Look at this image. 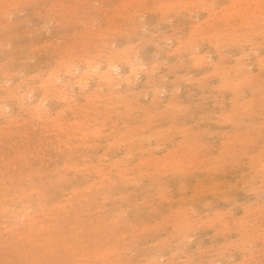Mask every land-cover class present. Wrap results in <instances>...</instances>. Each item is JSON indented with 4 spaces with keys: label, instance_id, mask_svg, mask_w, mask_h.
<instances>
[{
    "label": "rangeland",
    "instance_id": "rangeland-1",
    "mask_svg": "<svg viewBox=\"0 0 264 264\" xmlns=\"http://www.w3.org/2000/svg\"><path fill=\"white\" fill-rule=\"evenodd\" d=\"M14 1L17 6H15ZM127 1L0 0V8L2 7L0 10V107L2 106L0 112V264H264V185H262L264 180H261L264 179V173L257 171L259 169L258 162L261 161H258L259 156L260 159L262 158V164H264V147H262L264 146V106L262 107L264 99L261 98L264 95L262 94L264 93V69L253 70V66L250 68L255 75L258 73V77H255L256 84H259L246 88L241 93L242 103L247 100L249 104L246 107L250 108L252 105L250 109L241 108L243 112L245 111V116L242 114L243 112L240 113L241 109L239 111V108L231 105V100L235 101L234 98L236 99L237 93L234 90H221L218 96L219 77L210 74L214 71V68L210 66L214 64L218 65L222 62L226 68L234 67L236 60L239 57L242 58L243 51V54H250L253 51L252 45L257 44L256 46H260L261 52H264V37L255 38L253 36L250 39L253 40L254 44L249 39L245 45L243 44L246 43L244 42L246 39H240L241 43L239 42V44H233L231 39L230 43H228L229 39L223 40L224 43L215 38L214 41H210L211 37L207 38V36H211L212 31L207 27V23L201 20L207 19V13L210 17L216 15L218 11L217 17L223 14V9L228 4L226 0H217L216 2L215 0H209V2L206 0L209 3L207 8L204 6L206 5L205 0V3H200V5H198L199 1L195 0L198 3L194 4V1L187 0L188 4L193 3V6L190 3V12L187 11L188 4L187 9L181 6L186 2L177 4L183 3L185 0L177 1V3L176 0H166L165 2L170 1L169 3L174 8L171 10L172 13L171 11L170 13L164 12L166 15L169 13L170 18L167 16L169 20L162 18L165 15L163 13L165 8L162 9V12L154 13L153 10L155 8V10L161 11V5H157L162 4L163 0H154L155 2L145 0L147 3L144 0H136L138 5L134 0L133 4L135 5L130 3L132 0H129V4ZM121 3L123 6L125 5V9L122 6L123 10L120 9ZM177 5L180 7L178 8ZM211 5L214 9L211 8ZM214 5L217 8L225 7L217 9ZM202 6L206 9L198 8ZM111 7L113 10H110ZM135 7H137V11ZM145 7L153 8V12L151 13L150 9L147 8L149 10L145 9L144 12L147 13H144ZM182 7L185 8L184 11ZM208 7L211 8L212 12H215H213L214 15L211 14V11H206ZM4 8L7 11H4ZM140 9L142 10L140 11ZM192 10L194 12L197 10V12L194 13ZM202 10L205 11L202 12ZM129 11L134 13L131 14L132 17L128 15ZM113 13L117 14L118 17L111 15ZM160 13L162 14L161 18H159ZM190 14L195 18L190 17ZM110 18H114V21L112 22ZM179 18L181 20L183 18V20L179 21ZM191 18L193 19L191 20ZM215 18H209V20L214 21ZM86 19L89 21L88 23ZM176 21L182 22V24L178 25ZM213 21L211 23L215 22ZM165 22L166 24H164ZM191 23L195 27L197 26L195 24L199 23V28L196 27V30L199 29L198 31H200L199 35L201 30L204 31V28L207 31L203 34L206 35L205 37H200L201 41L192 32V36L191 34L188 35L190 29L193 28L192 31H196L193 25L191 27ZM84 25L86 26L83 27ZM170 26L172 30L169 29ZM111 28L118 31L122 28L120 31L122 36H119V32L116 30L117 34H115L116 32ZM134 29L135 31L139 30L134 32ZM175 29L178 31L175 32ZM104 30L107 31L104 32ZM108 30L113 32H108ZM123 30L127 32L128 36L124 37L127 34ZM101 31L102 34L100 35ZM170 32L171 35L174 32L172 35L174 38L170 35L167 37ZM98 33L100 37L106 35L104 42L100 40ZM112 33H114L111 35L113 38L110 37L111 40H108L107 34L109 37ZM164 34L166 35L163 36ZM174 35L178 36H176L177 40ZM155 37L158 41H154ZM161 38L163 39L162 42L166 41V43H160ZM180 38L182 41L185 40L183 43L181 41V44L177 43L178 40L180 42ZM127 41L134 42L135 45L139 42L137 45L140 46L141 50L137 51L138 54L150 53L149 57L152 56L153 58L151 63L162 61L158 65L155 63L158 68L156 67L153 73L148 72V75L153 76H151L154 81L152 85L157 87L159 84L160 86L157 88L165 92V94L162 92L158 95L159 98H156L158 101L154 99V95L145 91L148 80L146 81L147 75L143 77V71H149V67L148 69L146 67L141 68L142 71L139 70V77L137 75L135 82L137 80H141V82L137 83L129 94L130 96H127L128 101L134 103L130 113L126 110L128 108L126 105L127 98L123 102L122 99L108 96L111 97L108 98V102L112 104V108L106 111L104 107H100L93 111L86 100L75 101L72 99L68 103H64L60 97L53 94L51 96L53 102H45V104L43 102L42 104L46 118H52V120L47 118L50 120L48 121L45 119V115L44 118H41L38 113L36 114L32 104L35 99L40 98L44 90L38 87H41L39 85L42 82H47L45 78L49 79L48 76L51 72L53 74L57 71L56 73L63 77L68 65L75 63L74 60L83 64L82 61L86 56L95 55L102 50L108 54L110 51L107 46L112 47L113 45V48H119L122 43ZM215 41L219 42V47L214 46L217 44L214 43ZM111 43L112 45H109ZM154 43L158 44V48L153 45ZM185 44L189 46L184 47ZM190 44L199 47L202 57L204 52L207 63L204 62L205 65L203 66L204 63L196 62L197 65L203 66L202 68L197 66L195 69L193 66L195 61L191 58L193 56H191V48L189 49ZM176 47L177 49L182 48L177 51V54L180 53L179 55H173L176 52ZM184 48L191 52H186ZM173 49L175 52L167 53ZM216 51L224 54V58ZM208 54L210 55L208 56ZM219 55L225 61L223 59L220 61ZM238 55L240 56L237 57ZM79 57L83 59H79ZM243 58L244 62L250 64L252 56H243ZM63 60L64 62H61ZM228 64L231 66H227ZM117 70L114 73L117 74V77L121 74L118 77L120 80L125 68L121 66ZM4 71L9 75L6 76ZM184 72L187 74H183ZM207 73L211 76L208 81L205 80V77L203 79L201 77ZM178 75L181 77L176 79ZM183 75L185 77L188 75L189 79L191 76L193 78L192 80L186 78L189 80L187 82ZM69 79H72V76ZM199 80H202V86L205 84L203 87L199 85ZM191 81L193 83H190ZM189 83L193 85L190 86ZM212 85L214 90H212ZM174 88H176V92H172ZM143 90L144 93H142ZM255 92L258 93L255 94L256 100L259 98V104L262 105H256L258 102L256 103L255 97H252ZM49 93L50 96L52 92ZM141 93L143 97H141ZM213 95L216 100L215 98L211 100ZM201 97L203 99H199ZM249 97L254 98H251L254 100L253 104L250 103ZM152 98L154 102L151 101ZM219 99L221 104L217 101ZM172 102L175 103L172 104ZM169 105L173 108H169ZM177 106L181 108L178 110ZM175 107L176 110H174ZM186 107L188 108L186 109ZM224 109H227L228 115H225ZM256 109L258 110L256 111ZM184 110L188 112H184ZM222 110L224 115L220 114ZM157 112L160 113V116ZM229 112H235V115L240 113L237 114L239 118L233 120V125L236 122L234 127L232 121H228L232 120L231 115L234 113ZM152 114L157 115V117ZM150 115L154 118H151ZM220 116H224V120L227 122L225 123L223 120L221 121L223 123L220 124L219 120L223 119ZM226 116L230 119H227ZM150 120L153 122L147 123ZM205 120L207 121L204 122ZM214 120L220 128L216 127ZM172 121H176V123ZM83 124L87 125V128L99 124L100 126L93 128V130L104 128L103 138L95 139L93 136H89L84 139L83 131L86 127H83ZM174 124L179 125L175 127ZM258 124L263 126L260 128ZM58 128L64 132L59 131ZM108 128L109 130H107ZM184 128L187 129L184 131ZM123 129L134 130L136 132H133L135 139L131 140L127 135L125 137V132H120ZM238 132L240 135H246H241L239 138L237 137L239 135L236 134ZM251 132L254 137L250 136ZM186 133H189L191 138L188 135L186 137ZM120 134L122 135L120 136ZM230 134L233 135L232 138L236 137V143L241 138L242 141L246 140L243 137L246 138L247 136L249 148L246 147L247 144L242 142L235 145V138L231 140ZM223 138L228 141L226 142ZM162 140L164 141L162 142ZM223 140L225 143H222ZM232 141L234 142L232 143ZM246 141L248 142V140ZM124 142L125 144H123ZM224 144L228 145L229 148ZM231 144L236 147H232ZM235 148L238 149V153ZM186 150L190 155L188 153L183 154ZM255 156H258L257 160L254 159ZM241 157L248 159L243 158V161ZM190 159L192 160L191 163ZM239 159L241 162L238 161ZM193 160L198 164L195 163L197 165H194ZM174 162H183L184 164L179 163L180 166H177L178 164H173ZM167 163L169 165L166 166ZM216 165L218 166L216 167ZM181 166H185V168ZM165 172L167 174H164ZM257 187L259 191H256ZM249 208L250 212L252 211L250 215H248L247 210ZM221 215L224 217L221 218L222 220L219 218ZM214 218L217 223L213 222ZM224 221L228 224H225ZM222 225H228L230 228L227 229V226ZM102 254H105L104 258L100 259Z\"/></svg>",
    "mask_w": 264,
    "mask_h": 264
},
{
    "label": "bare ground",
    "instance_id": "bare-ground-1",
    "mask_svg": "<svg viewBox=\"0 0 264 264\" xmlns=\"http://www.w3.org/2000/svg\"><path fill=\"white\" fill-rule=\"evenodd\" d=\"M135 1V3L137 2L136 0H134ZM140 1V0H139ZM148 1V0H147ZM154 1V0H153ZM164 2L166 1V0H163ZM175 1V0H174ZM177 1L179 2L180 0H176V3H177ZM182 1V0H181ZM189 1H191V2H193L194 1V4L196 3V1H199V4L198 5H200V3H202V4H204L205 2H206V5H204L206 8H207V6H209V0H208V2L205 0V2H204V0H189ZM214 1V0H213ZM217 0H215V2H216ZM3 2H6V1H3ZM15 2V1H14ZM128 2H130L129 0L127 1V3ZM144 2L145 3H147L145 0H144ZM149 2V1H148ZM155 2V1H154ZM161 3H162V1H160ZM162 3V4H159V5H157V6H160V9H161V11H157V10H155V8L153 9L154 10V13L155 12H162V9L163 8H165V10L163 11V13L164 12H169L170 13V11L171 10H173L174 8H173V5H171L169 2H165V3ZM186 2V3H185ZM190 2V3H191ZM226 2L228 3L227 5H226V8L225 9H223L224 10V12H223V14H221L219 17H217L218 16V12L216 13V15H214V13L212 12V10H210L211 8H212V6L213 5H211V8L209 9V7H208V9L206 10V11H211V14L213 13V15L214 16H212V17H210L209 16V13H207V19L205 18H203L201 21H205L207 24L206 25H208L207 27H209L210 28V30L212 31V34H211V36H209L208 34V36H207V38H210L211 40L210 41H214L213 39L215 38L217 41H219V42H222L223 40L224 41H226L227 39H229V42L228 43H230L231 41L232 42H234L233 44H235V43H238L239 44V42L241 43V40L240 39H246L244 42H246V41H249V39L251 38V37H253V36H255V38L256 37H259V36H263L264 37V0H226ZM95 3V2H94ZM124 3H126L125 1H124ZM132 5H135V4H133L134 2H133V0H132V2H130ZM141 3V2H140ZM175 3V2H174ZM185 3V4H184ZM190 3L188 4V2H187V0H185L183 3L181 2V3H177L178 5H180V4H184V5H181V6H184L185 8H186V6H187V4H188V10L187 11H189V8H190ZM198 3V2H197ZM196 3V4H197ZM207 3H208V5H207ZM231 3V4H230ZM81 4V3H80ZM122 5L120 6L121 8L120 9H122V6H123V3H121ZM129 4V3H128ZM144 4V3H143ZM192 5L191 6H193V3H191ZM10 5V4H9ZM131 5V6H132ZM136 5H138V3H136ZM141 5V4H140ZM177 5V6H178ZM217 5V4H216ZM216 5H214V6H216ZM4 6V5H3ZM15 6H17L16 5V2H15ZM113 6V5H112ZM143 6V5H142ZM144 6H145V4H144ZM151 6V5H150ZM152 6H153V4H152ZM195 6V5H194ZM204 6H202V7H198V8H201V9H206V8H204ZM9 7H11V6H9ZM125 7V5L123 6V9H125L124 8ZM129 7V6H128ZM127 7V8H128ZM137 7H139V6H137ZM137 7H135V10H136V8ZM162 7V8H161ZM176 7V6H175ZM180 6H178V8H179ZM225 7V6H224ZM224 7H219V8H224ZM2 8V7H1ZM0 8V10H2ZM12 8V7H11ZM13 8H15V7H13ZM17 8V7H16ZM114 9H115V7H113ZM119 8V7H118ZM127 8H126V12L128 11L127 10ZM140 8V7H139ZM147 8H149V7H147ZM147 8L145 7L144 8V10H143V12L144 11H146L147 10ZM183 8V7H182ZM185 8H183V11L185 10ZM194 8H197V7H194ZM215 8H217V6L215 7ZM219 8H217V9H219ZM48 9V8H47ZM53 9V8H52ZM62 9V8H61ZM103 9H105V8H103ZM109 9V8H108ZM122 9V10H123ZM146 9V10H145ZM150 9V10H149ZM148 10L152 13L153 11H152V9L151 8H149ZM157 9H158V7H157ZM187 9V8H186ZM193 9V8H192ZM212 9H214V8H212ZM4 11H7V9H3ZM49 10V9H48ZM54 10H56L55 8H54ZM53 10V11H54ZM64 10V9H63ZM69 10H70V8H69ZM68 10V11H69ZM110 10H113L112 9V7H111V9ZM116 10V9H115ZM133 10V9H132ZM134 10V13H135V15H136V11ZM139 10V9H138ZM142 9H140V11H141ZM147 10V11H148ZM182 10V9H181ZM181 10H180V13H181ZM198 10V9H197ZM197 10H195L196 12H197ZM200 10V9H199ZM222 10V11H223ZM118 11V10H117ZM119 11H121V10H119ZM178 11V10H177ZM177 11H176V13H177ZM183 11H182V13H183ZM193 11V10H192ZM201 11V10H200ZM199 11V12H200ZM205 11V10H204ZM203 10H202V12H204ZM55 12V11H54ZM67 12V11H66ZM65 12V13H66ZM174 12H175V10H174ZM190 12V11H189ZM194 12V11H193ZM191 12L192 14H194V13H196V12ZM68 13V12H67ZM133 13V12H132ZM132 13H130V11H129V13H128V15L130 16V17H132ZM133 13V14H134ZM138 13V12H137ZM140 13V12H139ZM144 13H147V12H144ZM154 13H153V15H154ZM169 13L166 15V13H164L165 15H163L164 17H162L163 18V20L164 19H166V20H169V19H167V16L169 17ZM171 13H172V11H171ZM220 13H221V10H220ZM54 14V13H53ZM104 14V13H103ZM143 14V13H142ZM184 14V13H183ZM192 14H190L189 16L191 17L192 16ZM2 15H5V14H2ZM83 15V14H82ZM95 15V14H94ZM100 15V14H99ZM111 15H116L117 16V14H115V13H113V14H111ZM161 13H160V17L159 18H161ZM175 15V14H174ZM177 15V14H176ZM10 16V15H9ZM98 16V15H97ZM105 16V15H104ZM116 16H113V17H116ZM155 16V15H154ZM186 16V15H185ZM194 16H196L195 14H194ZM194 16H192V17H194ZM209 16V17H208ZM92 17V16H91ZM118 17V16H117ZM133 17H134V15H133ZM180 17H181V15H180ZM190 17H189V19H190ZM215 17H217V18H215ZM88 18V17H87ZM111 18H112V16H111ZM110 18V19H111ZM124 18V17H123ZM126 18V17H125ZM155 18V17H154ZM170 18V17H169ZM195 18V17H194ZM209 18H215L214 19V21L213 20H209ZM93 19V18H92ZM98 19V18H97ZM96 19V20H97ZM106 20H108L107 18H105ZM127 19V18H126ZM128 19H129V17H128ZM172 19H174L173 17H172ZM171 19V20H172ZM193 18H191V20H192ZM197 19V18H196ZM217 19V20H216ZM102 20V19H101ZM112 20V22L114 21V18L113 19H111ZM111 20H110V23H112L111 22ZM130 20V19H129ZM143 20V19H142ZM163 20H161V21H163ZM165 20V21H166ZM170 20V21H171ZM177 20V19H176ZM179 21H182L183 20V18H182V20L179 18L178 19ZM177 20V21H178ZM198 20V19H197ZM85 21V20H84ZM86 21H87V19H86ZM125 21V20H124ZM176 21V23L179 25V24H182V22H180V23H178ZM194 21H195V19H194ZM193 21V22H194ZM201 21H199V23L201 24ZM211 21H213L214 23H211ZM89 21H87V23H88ZM103 22H105V21H103ZM109 22V21H108ZM134 22H136V21H134ZM138 22V21H137ZM157 22H159V21H157ZM164 22V21H163ZM168 22V21H167ZM197 22V21H196ZM205 22H202V23H204L205 24ZM83 23V22H82ZM125 23V22H124ZM129 23V22H128ZM199 23H197V24H195V25H197L198 26V28H199ZM210 23V24H209ZM91 24V23H90ZM89 24V25H90ZM139 25H140V23H138ZM142 24V23H141ZM164 24H166V22L164 23ZM170 24V23H169ZM215 24H218V25H215ZM220 24V25H219ZM135 25V24H134ZM160 25H162V24H160ZM192 23H191V27H192ZM203 25V24H202ZM206 25H204V26H206ZM82 26V25H81ZM86 25H84L83 27H85ZM91 26H93L92 24H91ZM138 26V25H137ZM140 26H142V25H140ZM156 26V25H155ZM165 26V25H164ZM194 26V25H193ZM196 26V27H197ZM72 27V26H71ZM94 27V26H93ZM99 27V26H98ZM111 27V26H110ZM117 27V26H116ZM119 27H121V26H119ZM123 27V26H122ZM139 27V26H138ZM182 27V26H181ZM195 27V26H194ZM194 28L195 30L197 29V28ZM207 27H206V29H207ZM114 28V27H113ZM155 28V27H154ZM171 28V30H172V27L170 26L169 27V29ZM178 28H180V27H178ZM202 28H204V27H202ZM201 28V29H202ZM87 29V28H86ZM89 29V28H88ZM112 29V28H111ZM136 29V28H135ZM135 29L133 30L134 32H137L138 30H136L135 31ZM193 29V28H192ZM192 29H190L191 31L190 32H188V35L189 34H191V32L196 36V38L198 37L199 39H200V37L202 38V37H205L203 34H204V32H207V31H205V28H204V31H202L201 30V34L199 35V33H200V31H198V30H196V31H192ZM113 30V29H112ZM108 30V32L109 31H111V32H113V31H117V32H119L118 33V35L120 36H122V34H120L121 32V30H122V28H120V31H118L117 29H115V30ZM174 30V29H173ZM180 30V29H179ZM85 31V30H84ZM90 31V30H89ZM89 31H87V32H89ZM92 32H93V30H91ZM105 31H107V30H104V32ZM115 31V32H116ZM155 31V30H154ZM176 31H178V29L176 30L175 29V32ZM92 32H90L91 34H92ZM100 32V31H99ZM117 32L115 33V34H117ZM123 32H125L126 34H127V32L126 31H124L123 30ZM132 32V31H131ZM147 32V31H146ZM153 32V31H152ZM163 32H165V31H163ZM162 32V33H163ZM172 32V31H171ZM171 32H170V34H168V36L167 37H169V35H170V37L174 34V32L172 33V35H171ZM89 33V34H90ZM94 33H96L95 31H94ZM124 33V34H125ZM180 33H181V31H180ZM179 33V34H180ZM75 34V33H74ZM102 34V31H101V33H100V35ZM114 33H112V34H110V36L108 37V34H107V38H108V40H111V39H109L110 37L111 38H113V36H111V35H113ZM206 34V33H205ZM85 35H87V34H85ZM105 35V34H104ZM153 35H154V33H153ZM166 34H164L163 36H165ZM178 35V34H177ZM177 35H174L175 36V38H176V36ZM181 35V34H180ZM187 35V34H186ZM187 35V36H188ZM81 36V35H80ZM83 36H84V34H83ZM90 36V35H89ZM98 36H99V33H98ZM115 36V35H114ZM124 36V35H123ZM126 36H128V34L127 35H125L124 37H126ZM162 36V38H164ZM191 36H192V34H191ZM194 36V37H195ZM87 37H88V35H87ZM94 37V36H93ZM100 37V36H99ZM173 37V36H172ZM178 37V36H177ZM188 37H190V36H188ZM187 37V38H188ZM98 38V37H97ZM101 39L100 40H103L102 42H104L105 40V38H106V35H105V37H100ZM157 37H155V40L154 41H158V39H156ZM161 38V41H159L160 43H166V41H164V42H162V39ZM174 38V37H173ZM192 38V37H191ZM190 38V40H192ZM90 39V38H89ZM93 39V38H92ZM153 39H154V36H153ZM164 39H166L167 40V38H164ZM170 40L172 39V38H169ZM183 39V38H182ZM198 39V40H199ZM230 39H231V41H230ZM80 40V39H79ZM107 40V39H106ZM143 40V39H142ZM141 40V41H142ZM169 40V41H170ZM176 40H177V38H176ZM251 40V39H250ZM168 41V42H169ZM181 38H180V42H179V40H178V42L177 43H180L181 44ZM183 41H185L184 39H183ZM183 41H182V43H183ZM189 41V40H188ZM194 41H195V39H194ZM200 41H201V39H200ZM203 41H204V39H203ZM209 41V40H208ZM224 41H223V43H224ZM252 41V44H254L253 43V40H251ZM264 41V40H263ZM83 42V41H82ZM94 42H96V41H94ZM167 42V43H168ZM187 42V41H186ZM191 42H193V40L191 41ZM190 42V43H191ZM219 42L217 43L216 41L214 42V43H217V44H214L213 42H211V43H213L214 44V46L215 47H217L218 45H219ZM244 42H242V43H244ZM259 42V41H258ZM110 43V42H109ZM137 43H139V42H137ZM137 43H136V45L134 44V42H129V41H127L126 43H122L121 45H120V47L119 48H113V45H112V43L111 44H109V45H112V47H110V46H107V47H109V51H110V53L108 52V54H106V52H105V50H102V51H100V52H98L97 54H95V55H92V56H86L84 59L83 58H80L79 57V59H83V61H82V63L83 64H79L78 62H76L75 60H74V62L75 63H71V65L69 66L68 65V68L66 69V73L64 74V76L63 77H60V75H58L56 72H54L53 74H52V72L49 74V79L46 77L45 79H47V82L46 83H43V85H39V86H41V87H38V88H43L44 90L42 91V93H41V96H40V98H37V99H35V101H34V103L32 104V106L34 107L33 109L35 110V112H36V114L38 113V115H40L41 116V118H44V115L46 114V112L44 111L43 112V107H42V104H43V102H44V104H45V102H48V103H50V102H53V100L51 99V96L54 94L55 96H58V97H60V99H61V101L63 100V102L64 103H68L69 102V100H75V101H77V100H86L87 102H89V104H90V106L93 108V111H95L96 109H98V108H100V107H104V109L107 111H109L111 108H112V104H110V102H108V98H116V99H122L123 100V102H124V100L127 98V96L131 93V91H132V89L135 87V85L137 84V83H139V82H141V80H137L136 82H135V79H136V77H137V75H138V72H139V70H141V68H146L147 67V69H148V67H149V71H146V70H144L143 72H144V75H143V77H146V75H147V79H146V81L148 80V83H147V85H146V87H145V91L147 92V93H150V94H152V95H154L155 96V98L154 99H156V98H159L158 97V95L160 94V93H162V92H164L163 90H161L160 88H157L158 86H160L159 84H158V86L156 87V86H154V85H152V82H154L153 81V79L151 78V76L152 75H148V72L151 74V73H153L154 72V70L156 69V65H155V63H151L150 61L153 59L152 58V56L151 57H149V55H150V53H145L144 55H140V54H138V50H141L140 49V46L139 45H137ZM172 43V42H171ZM170 43V44H171ZM189 43V42H188ZM197 43V42H196ZM199 43V42H198ZM227 43V42H226ZM249 43V42H248ZM51 44V43H50ZM74 44H75V42H74ZM89 44V43H88ZM91 44V43H90ZM92 44H93V42H92ZM142 44V43H141ZM193 44H194V42H193ZM201 44V43H200ZM213 44H211V45H213ZM222 44V43H221ZM245 44H247V42L246 43H244L243 45H245ZM250 44V43H249ZM114 45H116L115 43H114ZM154 46L156 45L157 46V48H158V44H153ZM191 45V44H190ZM202 45V44H201ZM200 45V46H201ZM208 45H209V43H208ZM226 45V44H225ZM257 45V44H256ZM253 46L252 45V49H253V51H251L250 50V48H249V50L251 51V53L250 54H243V52H242V55H241V57L242 58H240L239 56L240 55H238L237 57H239V59H237L236 57H233V58H236L235 60H236V64H235V66L234 67H230L231 66V64H230V66H229V64L227 65V66H229L230 68H226L225 66V64H224V66H223V64H222V62L219 64L218 63V65L216 64H214V65H212V66H210V67H213L212 69L214 70V71H212V73H210L211 74V76L213 75H218V77H219V82H220V86L218 87V84H217V87L219 88V93H218V96H219V94L221 93V90H223V91H228V90H234L236 93V96H235V94H234V96L236 97V99L234 98V102H233V100H231V105H235L237 108H239L238 110L240 111V109L243 107L244 109L246 108V109H250V108H252V105H250L251 107L250 108H247L246 107V105H248L249 104V102L247 101V100H244V101H246V102H244V103H247V104H244V103H242L243 101V99H241V93L242 92H244L245 91V89L246 88H249V87H252V86H256V85H258V84H256V77H258L257 75H258V73H256L257 75H255L253 72H251V66H253L254 67V69L253 70H255V69H264V52H261V50H260V46ZM1 46V45H0ZM166 46V45H165ZM177 47H178V45H176ZM180 46V45H179ZM184 47H188L189 45L188 44H185V45H183ZM213 46V47H214ZM221 46V45H220ZM250 46H251V44H250ZM264 46V45H263ZM169 47V46H168ZM177 47L175 48V50H176V52H175V50L173 51H167V53H170V52H175V53H173V55L175 54V55H179L180 53H178L177 54V51H179L180 50V48L181 47H179V49H177ZM219 47V46H218ZM222 47V46H221ZM224 47V46H223ZM238 47H240V46H238ZM191 48V49H190ZM201 48V47H200ZM227 48V47H226ZM68 49H70V48H68ZM72 49V48H71ZM143 49V48H142ZM164 49H165V47H164ZM182 49V48H181ZM189 49L190 50H192V54H191V56H193V57H191L194 61H195V63H194V67H195V69L197 68V66H201V65H197V63L196 62H198L199 64L200 63H204L207 59H206V57H205V55H204V52H203V57H202V54H200V52H199V47H197L196 45H191L190 47H189ZM189 49H185L184 48V50L186 51V50H189ZM64 50H65V48H64ZM92 50V49H91ZM184 50H183V52H184ZM215 50H217L216 48H215ZM219 51H220V48L218 49ZM72 52H73V50H71ZM84 51V50H83ZM85 51H87V50H85ZM107 51V50H106ZM156 51V50H155ZM218 51V52H219ZM249 51V52H250ZM95 52V51H94ZM186 52H188V53H190L189 51H186ZM186 52H184V53H186ZM217 52V51H216ZM217 52V53H218ZM77 53V52H76ZM75 53V54H76ZM158 53V52H157ZM166 53V52H165ZM171 53V54H172ZM223 53V52H222ZM206 54V53H205ZM218 54H221V53H218ZM71 55V54H70ZM82 55H83V53H82ZM158 55V54H157ZM210 54H208V56H209ZM221 55H223L222 57L224 58V54H221ZM225 55H227V54H225ZM66 56H67V54H66ZM73 57H74V55H72ZM167 56H169V55H167ZM172 56V55H171ZM201 56V57H200ZM207 56V55H206ZM215 56V55H214ZM216 56H217V54H216ZM220 56V55H219ZM218 56V57H219ZM227 56H230V55H227ZM226 56V57H227ZM243 56L244 57H249V56H252V60L249 62L250 64H248V63H246V62H244L243 61ZM72 57V58H73ZM84 57V56H83ZM181 57V56H180ZM179 57V58H180ZM221 56H220V61H221V59H223ZM225 57V58H226ZM77 58V57H76ZM182 58V57H181ZM78 59V58H77ZM156 59V58H155ZM64 60H66L65 58H64ZM64 60L63 61H61V62H64ZM166 60V59H165ZM179 61H180V59H178ZM177 60V61H178ZM209 60V59H208ZM224 60V59H223ZM222 60V61H223ZM67 61H69V60H67ZM78 61V60H77ZM210 61V60H209ZM225 61V60H224ZM223 61V62H224ZM56 62V61H55ZM60 62V61H59ZM58 62V63H59ZM69 62H71V61H69ZM69 62H68V64H69ZM158 62V61H157ZM160 62H162V61H160ZM160 62H158V63H160ZM163 62H164V60H163ZM158 63H156L157 65H158ZM205 63H207V62H205ZM205 63L203 64V66L205 65ZM210 63H212L213 64V62H210ZM216 63V62H215ZM139 64V65H138ZM176 65H178L177 63H175ZM59 65V64H58ZM175 65V66H176ZM208 65H210V64H208ZM207 65V66H208ZM220 65V66H219ZM60 66V65H59ZM62 66V65H61ZM63 66H65V65H63ZM67 66V65H66ZM124 67L125 68V72H124V74H123V77H122V79H120V80H118L119 78V76L121 75V74H119V76L117 77V74H115L114 72L118 69V68H120V67ZM162 67H163V65H161ZM172 66V65H171ZM203 66H201V68L203 67ZM222 66V67H221ZM158 68V67H157ZM181 68H182V66H181ZM200 68V67H199ZM208 68H209V66H208ZM207 68V69H208ZM60 69V68H59ZM171 69V68H170ZM54 70H55V67H54ZM158 70V69H157ZM191 70V69H190ZM199 70V69H198ZM62 71V70H61ZM120 71V70H119ZM122 71H124V70H122ZM142 71V70H141ZM140 71V72H141ZM259 72L261 71V70H258ZM60 72V71H59ZM117 72H118V70H117ZM157 72V71H156ZM175 72V71H174ZM186 72V71H185ZM185 72L183 73V74H185ZM189 72V71H188ZM210 72V71H209ZM208 72V73H209ZM215 74H214V73ZM4 73H6L5 71H4ZM3 73V74H4ZM142 73V72H141ZM169 73V72H168ZM167 73V74H168ZM207 73V74H208ZM52 74V75H51ZM187 74V73H186ZM185 74V75H186ZM206 74V75H207ZM210 74H208V76H201L202 77V79H203V77H205V80H209V78L211 77L210 76ZM6 76H8L7 75V73L5 74ZM161 75V74H160ZM164 75H165V73H164ZM169 75V74H168ZM70 76H72V79H69V77ZM150 76V77H149ZM184 76V75H183ZM256 76V77H255ZM138 77H139V75H138ZM153 77V76H152ZM179 77H181V75H178L177 76V78L176 79H178ZM185 77V76H184ZM200 77V76H199ZM199 77H197L198 79H199ZM217 77V76H216ZM33 78V77H32ZM31 78V79H32ZM38 78V77H37ZM150 78V79H149ZM186 78H190V77H188V75H187V77H185V79ZM192 76H191V79H189V80H192ZM196 78V79H197ZM208 78V79H207ZM9 79V78H8ZM41 79V78H40ZM161 79V78H160ZM175 79V80H176ZM184 79V78H183ZM197 79V80H198ZM201 79V78H200ZM155 80V79H154ZM174 80V81H175ZM187 80V79H186ZM189 80H187V82H189ZM204 80V81H205ZM179 81V80H178ZM182 81V80H181ZM180 81V82H181ZM195 81V80H194ZM200 81V86H202L201 85V81L202 80H199ZM258 81V80H257ZM26 82H28V81H26ZM174 83H176V82H174ZM190 83H193V81H191ZM189 83V84H190ZM196 83H198L197 81H196ZM204 83V82H203ZM207 83V82H206ZM22 84V83H21ZM155 84H156V82H155ZM177 84V83H176ZM185 84V83H184ZM193 85V84H192ZM191 84H190V86H192ZM205 85V84H204ZM203 85V86H204ZM214 85V84H213ZM212 85V86H213ZM202 86V87H203ZM29 87L31 88V86L29 85ZM175 87H177V86H175ZM182 87V86H181ZM197 87V86H196ZM201 87V88H202ZM33 88V87H32ZM163 88V87H162ZM258 88H260V87H258ZM176 88H174V90L172 89V92L173 91H177V90H175ZM195 89V88H194ZM199 89H200V87H199ZM215 88H214V86H213V88H212V90H214ZM140 90H142V89H140ZM196 90V89H195ZM216 90V91H217ZM34 91V90H33ZM178 91H179V89H178ZM207 91V90H206ZM223 91H222V93H223ZM264 91V90H263ZM49 92H52V94L49 96L48 94H50ZM171 92V93H172ZM204 92H205V90H204ZM254 92V91H253ZM258 93H259V91H257ZM257 92H255L254 93V95L252 96V97H255L256 95V93ZM27 93V92H26ZM142 93H144V90H143V92ZM142 93H141V97H143L142 96ZM170 93V92H169ZM168 93V94H169ZM179 93V92H178ZM252 93V92H251ZM257 93V94H258ZM28 94V93H27ZM164 94H165V92H164ZM192 94V93H191ZM239 94V95H238ZM262 94H264V93H262ZM10 95V94H9ZM8 95V96H9ZM30 95V94H29ZM125 95V96H124ZM182 95V94H181ZM203 95V94H202ZM209 95V94H208ZM208 95H206V97H209ZM217 95V94H216ZM31 96V95H30ZM108 96H111V97H108ZM130 96V95H129ZM197 96V95H196ZM204 96V95H203ZM261 96V95H260ZM31 97H33V96H31ZM192 97V96H191ZM205 97V96H204ZM221 97V96H220ZM252 97H249L250 98V103L251 104H253V101L254 100H252V99H254V98H252ZM257 97V96H256ZM256 97H255V100H256ZM153 98H152V100L151 101H153L154 102V100H153ZM171 98H173V97H171ZM210 98V97H209ZM213 98H215V96L213 95V97H212V99L211 100H213ZM252 98V99H251ZM261 98L262 99H264V95H262L261 96ZM26 99V98H25ZM28 99H30L29 97H28ZM137 99V98H136ZM146 99V97L144 98V100ZM199 99H203L202 97L201 98H199ZM247 99H248V97H247ZM31 100V99H30ZM139 100V99H138ZM149 100V99H148ZM157 100V99H156ZM173 100V99H172ZM177 100H178V98H177ZM215 100H216V98H215ZM258 100V101H257ZM255 102L257 103L258 102V104H256V105H262V104H259V98L257 99ZM1 101V100H0ZM58 101V100H57ZM119 101V100H118ZM147 101V100H146ZM158 101V100H157ZM202 101V100H201ZM217 101H219L218 103H220L221 104V102H220V99L219 100H217ZM229 101V100H228ZM261 101V100H260ZM263 101V100H262ZM261 101V102H262ZM132 101H128V98L126 99V105H127V107L128 108H126V110L127 111H129V113H130V111L133 109L132 108V104L134 105V103H131ZM160 102V101H159ZM255 102H254V104H255ZM260 102V103H261ZM85 103V102H84ZM83 103V104H84ZM136 103V102H135ZM152 103V102H151ZM170 103V102H169ZM175 102H172V104H174ZM205 103H206V101H205ZM218 103H215V104H218ZM232 103H234V104H232ZM75 104V103H74ZM166 104V103H165ZM80 105H82V104H80ZM136 106H137V104H135ZM167 105V104H166ZM182 105V104H181ZM199 105H201L200 103H199ZM212 105H213V107L215 106L214 105V102L212 103ZM219 105V104H218ZM217 105V107H219ZM8 106V105H7ZM26 106V105H25ZM79 106V105H78ZM118 106V105H117ZM196 106V105H195ZM224 106V105H223ZM222 106V107H223ZM264 105H262V107H263ZM212 107V108H213ZM231 107H233V106H231ZM46 108V107H45ZM89 108V107H88ZM125 108V107H124ZM136 108V107H135ZM169 108H173L172 106H170L169 105ZM177 108H178V110L181 108H179V106H177ZM176 107H175V109L174 110H176L177 109ZM188 107H186V109H187ZM220 108V107H219ZM1 109H2V106L0 107V112H1ZM47 109V108H46ZM71 109V108H70ZM82 109V108H81ZM103 109V110H104ZM184 109V108H183ZM65 110V109H64ZM173 110V111H174ZM226 110L227 109H224V111H225V115H228V113H226ZM231 110V109H230ZM237 110V111H238ZM242 111H240V113H242L243 112V109H241ZM258 109H256V111H257ZM70 111V110H69ZM88 111V110H87ZM140 111V110H139ZM143 111V110H142ZM172 111V110H171ZM187 111V110H186ZM185 110H184V112H186ZM235 111V110H234ZM264 111V110H263ZM57 112H60V111H57ZM144 112V111H143ZM160 112V111H159ZM159 112H157V113H159ZM188 112V111H187ZM219 112V111H218ZM223 110L222 111H220V114L222 115L223 113ZM236 112V111H235ZM235 112H232V113H234V114H232L231 112H229V113H231L232 115H231V119L232 120H228V121H232V125H233V120H235V118L236 119H238L239 117L237 116V114H240L239 112L235 115ZM245 112V111H244ZM244 112L242 113V114H244ZM246 112H247V114H249L248 113V111L246 110ZM62 113V112H61ZM160 113H162V112H160ZM160 113H159V116H160ZM263 113V112H262ZM65 114V113H64ZM170 114V113H169ZM218 114V113H217ZM219 114V115H220ZM259 114V113H258ZM152 115H155V114H152ZM178 115V114H177ZM207 115H209V114H207ZM210 115H211V113H210ZM209 115V116H210ZM224 115V114H223ZM246 115V113L244 114V116ZM255 115H257V114H255ZM151 116V115H150ZM149 116V117H150ZM167 116V115H166ZM166 116H164V117H166ZM215 116H217V115H215ZM53 117V116H52ZM61 117V116H60ZM155 117H157V115H155ZM168 117V116H167ZM172 118H173V116H171ZM223 117V119H221V120H219V122H220V124H222L223 122H221V121H223L224 119H225V117L224 116H220V118H222ZM238 117V118H237ZM241 117V116H240ZM48 118V117H47ZM46 118V115H45V119H47ZM106 118V117H105ZM151 118H154V117H152L151 116ZM205 118L207 119V117L205 116ZM204 118V119H205ZM219 118V119H220ZM226 118H227V116H226ZM48 119H50V120H52V118H48ZM47 119V120H48ZM158 119H160V118H158ZM177 119V118H176ZM202 119V118H201ZM209 119H211V118H209ZM227 119H230V117L229 118H227ZM40 120V119H39ZM50 120H48V121H50ZM54 120V119H53ZM60 120V119H59ZM86 120V119H85ZM91 120H93V119H91ZM174 120V119H173ZM217 120H218V118H217ZM78 121H80V120H78ZM142 121V120H141ZM153 122V120H150L149 122H147V123H150V122ZM207 120H205L204 122H206ZM210 121V120H209ZM213 121V120H212ZM215 121V120H214ZM225 121V123L227 122L226 120H224ZM63 122V121H62ZM74 122H76V121H74ZM81 122V121H80ZM90 122V121H89ZM89 122H88V124H89ZM172 122H174V121H172ZM218 122V121H217ZM263 122H264V119H263ZM45 123V122H44ZM55 123H56V121H55ZM104 123V122H103ZM102 123V124H103ZM174 123H176V121L174 122ZM215 124H216V121L214 122ZM242 123V122H241ZM261 124H262V122H260ZM58 124V123H57ZM78 124V123H77ZM218 124V123H217ZM216 124V127H219L218 125ZM219 124V125H220ZM228 124V123H227ZM235 124H236V122H235ZM235 124L233 125V127L235 126ZM59 125V124H58ZM117 125H119V124H117ZM152 125V124H151ZM175 125V127H176V125H179V124H174ZM226 125V124H225ZM251 125V124H250ZM259 126H260V128H261V126H263V125H260V124H258ZM60 126H62V123H60ZM79 126V125H78ZM100 125L99 124H97V125H95V126H93V127H88L87 128V125H85V124H83V127H86V129H84V131H83V137H84V139L86 138H88L89 136H93V138H95V139H101V138H103V134H104V128L103 129H95V130H93V128H96V127H99ZM107 126H108V123H107ZM119 126H121V125H119ZM215 126V125H214ZM230 126H231V124H230ZM58 127V126H57ZM64 127H65V125H64ZM129 127V126H128ZM170 127V126H169ZM221 127H223V126H221ZM242 127V126H241ZM264 127V126H263ZM44 128V127H43ZM56 128V127H55ZM62 128V127H61ZM61 128L59 129V131H63V130H61ZM91 128H92V130H91ZM167 128V127H166ZM220 128V127H219ZM224 128H225V126H224ZM231 128V127H230ZM248 128H250V126H248ZM256 128V127H255ZM54 129V128H53ZM57 129V128H56ZM144 129H146V128H144ZM172 129H173V127H172ZM185 129H187V128H184V131H185ZM192 129V128H191ZM74 130V129H73ZM76 130V129H75ZM79 130V129H78ZM107 130H109V128L107 129ZM118 130V129H117ZM170 131H171V129H169ZM168 130V131H169ZM182 130V129H181ZM180 130V131H181ZM250 130V129H249ZM256 130V129H255ZM159 131V130H158ZM183 131V130H182ZM230 131V130H229ZM238 131H239V129H238ZM64 132V131H63ZM120 132H125V134H124V136L126 137V135L131 139V140H134L135 138H134V136H133V132H134V130L132 131L131 129H123L122 131H120ZM190 132V131H189ZM221 132V131H220ZM242 132V131H241ZM244 133H245V131H243ZM78 133V132H77ZM134 133H136V132H134ZM168 134H169V132H167ZM171 133V132H170ZM191 133V132H190ZM226 133V132H225ZM232 133V132H231ZM254 133H256V132H254ZM262 133V132H261ZM260 133V134H261ZM107 134V133H106ZM110 134V133H109ZM145 134V133H144ZM163 134V133H162ZM172 134V133H171ZM184 134V133H183ZM222 134V133H221ZM224 134V133H223ZM236 134H238L239 136H237V137H239L240 138V136L242 135H240L239 134V132L238 133H236ZM252 134V132L250 133V136L251 137H254V135H251ZM264 134V133H263ZM263 134H262V136H263ZM71 135V134H70ZM70 135H69V137H70ZM122 134H120V136H121ZM181 135H182V133H181ZM186 135V137H187V135H188V137H190L189 136V133H186L185 134ZM226 136H227V133L225 134ZM231 135V134H230ZM244 135H246V134H243L242 136H244ZM108 136V135H107ZM149 136V135H148ZM162 136H164V135H162ZM232 136L233 135H231L230 137L232 138ZM249 136V135H248ZM250 136H249V138H250ZM48 137V136H47ZM75 137H76V135H75ZM211 137V136H210ZM223 137V136H222ZM261 137V136H260ZM264 137V136H263ZM263 137H261L262 139H263ZM73 138V137H72ZM166 138V137H165ZM164 138V139H165ZM167 138H170V137H167ZM191 138V137H190ZM230 138V139H231ZM234 138H235V145L237 144L238 145V143L239 142H242V143H244V144H247V148H249V146H248V144H249V139H247V136H246V138L245 137H243V139H246V140H248V142L246 141V140H243L242 141V138L241 139H239V141H237V143H236V137H233L231 140H234ZM130 139H128L129 140V142H131L130 141ZM141 139V138H140ZM151 139V138H150ZM186 139V138H185ZM185 139H183V140H185ZM224 139V138H223ZM127 140V141H128ZM139 140V139H138ZM143 140V139H142ZM221 140V139H220ZM226 142L228 141L227 139H224ZM224 140L222 141V143L224 142ZM238 140V139H237ZM241 140V141H240ZM70 141V140H69ZM164 140H162V142H163ZM230 141V140H229ZM261 141V140H260ZM259 141V142H260ZM88 142V141H87ZM122 142V141H121ZM138 142V141H137ZM234 141H232V143H233ZM246 142V143H245ZM257 142V141H256ZM139 143V142H138ZM199 143V142H198ZM200 143H201V141H200ZM225 143V142H224ZM242 143H240V144H242ZM261 143V142H260ZM259 143V144H260ZM123 144H125V142L123 143ZM131 144H132V142H131ZM180 144V143H179ZM204 144V143H203ZM250 144H252V142H250ZM257 144H258V142H257ZM263 144V143H262ZM159 145V144H158ZM198 145H200V144H198ZM222 145V144H221ZM224 145H226V144H224ZM232 145V144H231ZM230 145V146H231ZM235 145H232V147L234 146V147H236ZM127 146H128V143H127ZM139 146V145H138ZM183 146V145H182ZM196 146V145H195ZM201 146H203V145H201ZM223 146V145H222ZM226 146H228V145H226ZM225 146V147H226ZM132 147V146H131ZM181 147V146H180ZM184 147V146H183ZM203 147H206V146H203ZM202 147V148H203ZM211 147V146H210ZM254 147V146H253ZM262 147H264V146H262ZM162 148V147H161ZM196 148V147H195ZM221 148H224V147H221ZM220 148V149H221ZM228 148H229V146H228ZM238 148V147H237ZM237 148H235V149H237ZM252 148V147H251ZM256 148V147H255ZM145 149V148H144ZM184 149V148H183ZM185 149H187V148H185ZM191 149V148H190ZM193 149H194V147H193ZM225 149V148H224ZM167 150V149H166ZM226 150H228L229 151V149H226ZM225 150V151H226ZM145 151V150H144ZM179 151V150H178ZM182 151V150H181ZM187 151V150H186ZM184 152L183 154H185V153H188V151L187 152ZM190 151V150H189ZM221 151V150H220ZM224 151V150H223ZM222 151V152H223ZM224 151V152H225ZM236 152L238 151V149L237 150H235ZM248 151V150H247ZM197 152H199V151H197ZM201 152V151H200ZM219 152V151H218ZM221 152V153H222ZM249 152V151H248ZM252 152V151H251ZM135 153V152H134ZM220 153V154H221ZM229 153V152H228ZM230 153H231V149H230ZM238 153V152H237ZM245 153V152H244ZM250 153V152H249ZM129 154V153H128ZM135 154H137V153H135ZM182 154V155H183ZM189 154V153H188ZM188 154H186L187 156H188ZM197 154H199V153H197ZM164 155H166V154H164ZM180 155V154H179ZM190 155V154H189ZM200 155V154H199ZM261 155V154H260ZM131 156V155H130ZM177 156V155H176ZM197 156V155H196ZM232 156V155H231ZM234 156V155H233ZM235 156H236V154H235ZM167 157V156H166ZM211 157H212V155H211ZM237 157H239V156H237ZM247 157V156H246ZM244 158V157H241V160H243V158L244 159H248V158ZM253 157V156H252ZM258 156H255V158L254 159H256ZM178 158V157H177ZM188 158V157H187ZM186 158V159H187ZM192 158V157H191ZM214 158V157H213ZM226 158V157H225ZM251 158V157H250ZM167 159H168V157H167ZM166 159V160H167ZM223 159V158H222ZM103 160V159H102ZM150 160H152V159H150ZM159 160H160V158H159ZM180 160V159H179ZM188 160V159H187ZM195 160V159H194ZM193 160V161H194ZM198 160V159H197ZM257 160V159H256ZM259 160H261L262 161V158L260 159V156L258 157V161ZM157 162H158V160H156ZM155 161V162H156ZM174 161V160H173ZM183 161V160H182ZM185 161V160H184ZM190 161V163H191V159L189 160ZM199 161V160H198ZM212 161V160H211ZM219 161V160H218ZM225 161V160H224ZM239 162H241L240 161V159L238 160ZM244 161V160H243ZM242 161V162H243ZM251 161H252V159H251ZM258 162L259 163V166L258 165H256V168H258L259 167V169H257V171L259 172V173H264V164H262V162ZM210 162V161H209ZM220 162V161H219ZM255 162V161H254ZM182 164L181 162H174L173 164H178L177 166H180V164ZM189 163V164H190ZM194 163V165H197L198 164V162H196V161H194L193 162ZM195 163H197V164H195ZM257 163V164H258ZM161 164V163H160ZM184 164V163H183ZM182 164V165H183ZM238 164H240V163H238ZM247 164V163H246ZM245 164V165H246ZM143 165V164H142ZM146 165H147V163H146ZM149 165V164H148ZM164 165V164H163ZM167 165H169L168 163L166 164V166ZM171 165V164H170ZM176 165H174V166H176ZM226 165V164H225ZM76 166V165H75ZM74 166V167H75ZM150 166V165H149ZM156 166V165H155ZM165 166V165H164ZM165 166V167H166ZM172 166V165H171ZM218 165H216V167H217ZM232 166V165H231ZM253 166L255 167V165L253 164ZM258 166V167H257ZM113 167V166H112ZM141 167V166H140ZM163 167V166H162ZM182 167V166H181ZM191 167V166H190ZM226 167V166H225ZM228 167V166H227ZM168 168V167H167ZM167 168H166V170H167ZM182 168H185V166H183ZM181 168V169H182ZM180 169V168H179ZM217 169V168H216ZM133 171H134V169H132ZM165 170V169H164ZM168 170H169V168H168ZM174 170V169H173ZM176 170H178V167H176ZM253 170V169H252ZM61 171H62V169H61ZM182 171H184V169H182ZM251 171V170H250ZM256 171V170H255ZM158 172V171H157ZM211 172V171H210ZM217 172V171H216ZM228 172V171H227ZM253 172V171H252ZM107 173V172H106ZM156 173V172H155ZM161 173V172H160ZM169 173V172H168ZM208 174H209V172H207ZM164 174H167L166 172L164 173ZM175 174H177V173H175ZM255 174V173H254ZM156 175V174H155ZM247 175H248V173H247ZM259 175V174H258ZM149 176V175H148ZM154 176V175H153ZM259 178V177H258ZM264 178V177H263ZM106 179H108L107 177H106ZM262 181L264 180V179H261ZM254 183V182H253ZM259 183V182H258ZM262 183V182H261ZM264 183V182H263ZM249 184V183H248ZM262 185H264V184H262ZM259 186V185H258ZM254 187V186H253ZM262 187V186H261ZM254 188H256V187H254ZM254 188H253V190H254ZM261 190H262V188H261ZM256 191H259L258 190V187H257V190ZM263 191V190H262ZM264 201V200H263ZM262 204V203H261ZM206 207V206H205ZM262 207V206H261ZM263 207H264V205H263ZM262 207V208H263ZM248 210V215H250V214H252V211L250 212V208L249 209H247ZM251 210H253L252 209V207H251ZM220 211V210H219ZM254 211H256V210H254ZM253 211V212H254ZM247 212V211H246ZM261 213H263V212H261ZM253 214H255V213H253ZM223 215V214H222ZM222 215L219 217L220 219L222 218H224V217H222ZM216 217V216H215ZM250 217V216H249ZM257 217V216H256ZM264 217V216H263ZM225 218H226V216H225ZM221 219V220H222ZM253 219V218H252ZM29 220V219H28ZM184 220H185V218H184ZM193 220V219H192ZM211 221H212V219H210ZM214 221L213 222H216L217 223V221H215V218L213 219ZM217 220V219H216ZM228 220V219H227ZM31 221V220H30ZM188 221V220H187ZM259 222H260V220H259ZM212 223V222H211ZM224 223H225V221H224ZM227 224H228V222H226ZM225 223V224H226ZM230 223V222H229ZM233 223V222H232ZM242 223V222H241ZM248 223V222H247ZM246 223V224H247ZM250 223V222H249ZM194 224V223H193ZM221 224H223V223H221ZM239 224H240V222H239ZM238 224V225H239ZM175 225V224H174ZM212 225V224H211ZM249 225V224H248ZM251 225V224H250ZM198 226V225H197ZM222 226H227L226 228L228 229V225H222ZM231 226V225H230ZM244 226H245V224H244ZM159 227V226H158ZM172 227V226H171ZM173 227H175V226H173ZM180 227V226H179ZM246 227V226H245ZM177 228V227H176ZM190 229H191V227H189ZM225 228V227H224ZM225 228V229H226ZM230 228V227H229ZM260 228V227H259ZM178 229V228H177ZM180 229V228H179ZM248 230V229H247ZM251 230V229H250ZM153 231V230H152ZM225 231V230H224ZM245 231V230H244ZM232 232V231H231ZM260 232V231H259ZM255 233V232H254ZM262 233V232H261ZM264 233V232H263ZM258 234H260V233H258ZM257 237H258V235L257 234H255ZM251 236H253V235H251ZM250 236V237H251ZM177 237V236H176ZM182 238V237H181ZM253 238V237H252ZM262 238V237H261ZM246 239V238H245ZM252 240V239H251ZM256 240V239H255ZM172 241V240H171ZM187 241V240H186ZM264 241V240H263ZM190 242V241H189ZM243 243V242H242ZM247 244H248V242H246ZM246 243H244V244H246ZM251 243V242H250ZM157 244V243H156ZM159 244V243H158ZM235 244V243H234ZM244 244H242V246H244ZM160 245V244H159ZM227 245V244H226ZM230 245V244H229ZM237 245V244H236ZM259 245V244H258ZM264 245V244H263ZM241 246V247H242ZM246 246H248V245H246ZM231 247V246H230ZM246 248V247H245ZM98 249V248H97ZM217 249V248H216ZM231 249V248H230ZM243 249V248H242ZM247 249H248V247H247ZM249 250V249H248ZM243 254H245V253H243ZM104 255L105 254H102L101 255V257H100V259H103L104 258ZM143 260V259H142ZM156 262V261H155ZM219 263V262H218Z\"/></svg>",
    "mask_w": 264,
    "mask_h": 264
}]
</instances>
